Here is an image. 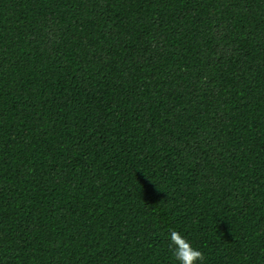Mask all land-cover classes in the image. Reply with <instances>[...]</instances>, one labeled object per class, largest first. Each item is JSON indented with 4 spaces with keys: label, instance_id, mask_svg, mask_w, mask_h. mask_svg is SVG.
Segmentation results:
<instances>
[{
    "label": "trees",
    "instance_id": "trees-1",
    "mask_svg": "<svg viewBox=\"0 0 264 264\" xmlns=\"http://www.w3.org/2000/svg\"><path fill=\"white\" fill-rule=\"evenodd\" d=\"M264 264V0H0V264Z\"/></svg>",
    "mask_w": 264,
    "mask_h": 264
},
{
    "label": "clouds",
    "instance_id": "clouds-1",
    "mask_svg": "<svg viewBox=\"0 0 264 264\" xmlns=\"http://www.w3.org/2000/svg\"><path fill=\"white\" fill-rule=\"evenodd\" d=\"M169 247L179 264H198L205 259L203 252L193 247L191 242L176 230L169 233Z\"/></svg>",
    "mask_w": 264,
    "mask_h": 264
}]
</instances>
